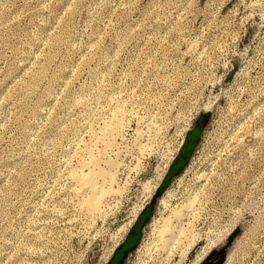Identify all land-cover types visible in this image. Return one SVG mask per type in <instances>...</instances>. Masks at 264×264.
I'll return each instance as SVG.
<instances>
[{"label":"rangeland","instance_id":"1","mask_svg":"<svg viewBox=\"0 0 264 264\" xmlns=\"http://www.w3.org/2000/svg\"><path fill=\"white\" fill-rule=\"evenodd\" d=\"M203 110L121 264H200L235 228L223 264H264V0H0V264H104Z\"/></svg>","mask_w":264,"mask_h":264},{"label":"water","instance_id":"2","mask_svg":"<svg viewBox=\"0 0 264 264\" xmlns=\"http://www.w3.org/2000/svg\"><path fill=\"white\" fill-rule=\"evenodd\" d=\"M209 117V110L199 112L192 127L185 132L176 154L172 158V161L160 183L156 187L150 201L146 202L143 208L140 209L134 217L125 237L114 247L110 257L104 264H121L126 256L139 244L145 225L153 217L155 204L158 198L163 195L173 178L178 176L188 164L191 155L200 140L201 134L206 127ZM238 232L239 228H235L231 234L228 235L225 244L220 248L210 251L208 256L200 264H223L227 250Z\"/></svg>","mask_w":264,"mask_h":264},{"label":"bare ground","instance_id":"3","mask_svg":"<svg viewBox=\"0 0 264 264\" xmlns=\"http://www.w3.org/2000/svg\"><path fill=\"white\" fill-rule=\"evenodd\" d=\"M123 125H122V121L117 120V119H113L110 124L108 125V127L106 128L105 131V136L103 138V142H104V147L103 149L100 148V155H102L104 149L111 144L112 145V141L115 135L119 134V132L121 131ZM114 143V142H113ZM110 145V146H111ZM110 148V147H109ZM103 156V155H102ZM97 165V159L96 158H91L89 163H88V172L87 173H81L80 175H78L76 177V183H77V190L81 191V190H87L88 192L92 191L93 189H95L98 185H97V177L102 176L103 174L100 172V170H98L96 168ZM148 187V184L146 186V188ZM108 189H101L100 194L97 196H93V195H89L85 201L86 204V208L88 209V211L92 214H97L100 211H102V206L103 204L101 203V199H102V195L104 196V193L107 192ZM153 191V190H152ZM166 191V190H165ZM110 193V192H109ZM105 195H108V193H105ZM143 208V207H142ZM140 210V209H139ZM138 213V212H137ZM137 214H135L136 216ZM176 215L178 216V213H176ZM134 216V217H135ZM134 219V218H133ZM133 221V220H132ZM132 223V222H131ZM131 223H129L131 225ZM129 225V226H130ZM167 228L168 225L165 224V229H164V233L168 232L170 230H168ZM170 229V228H169ZM182 233V232H181ZM172 234V233H171ZM174 235V234H172ZM171 235V236H172ZM181 234L177 233V236H179ZM176 236V235H174ZM170 237V236H169ZM180 237V236H179ZM171 238V237H170ZM169 238V239H170ZM173 238V236H172ZM178 238V237H177ZM175 237V239L171 240L174 241L177 239ZM169 241V240H167Z\"/></svg>","mask_w":264,"mask_h":264}]
</instances>
